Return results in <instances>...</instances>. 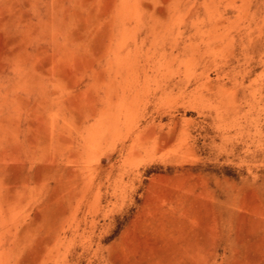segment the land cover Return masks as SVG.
I'll list each match as a JSON object with an SVG mask.
<instances>
[{
  "label": "rangeland",
  "instance_id": "1",
  "mask_svg": "<svg viewBox=\"0 0 264 264\" xmlns=\"http://www.w3.org/2000/svg\"><path fill=\"white\" fill-rule=\"evenodd\" d=\"M0 264H264V0H0Z\"/></svg>",
  "mask_w": 264,
  "mask_h": 264
}]
</instances>
